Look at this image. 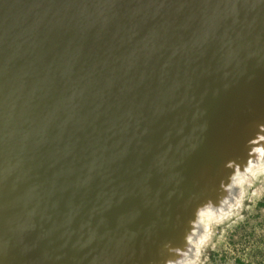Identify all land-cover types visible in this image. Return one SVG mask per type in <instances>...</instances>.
I'll return each instance as SVG.
<instances>
[{"label":"water","instance_id":"obj_1","mask_svg":"<svg viewBox=\"0 0 264 264\" xmlns=\"http://www.w3.org/2000/svg\"><path fill=\"white\" fill-rule=\"evenodd\" d=\"M263 97L264 0H0V175L34 161L39 190L9 264H112L150 240L199 151L253 130Z\"/></svg>","mask_w":264,"mask_h":264},{"label":"bare ground","instance_id":"obj_2","mask_svg":"<svg viewBox=\"0 0 264 264\" xmlns=\"http://www.w3.org/2000/svg\"><path fill=\"white\" fill-rule=\"evenodd\" d=\"M257 117L258 122L264 123V97L256 103L252 109ZM250 114V113H249ZM237 123L233 124L228 130L226 135H223L221 139L215 143L210 144L211 148L202 149L198 155L193 159L189 168L198 165V168L188 179L189 191L186 188L183 193V184L179 180L175 188L172 191V195L169 200L158 208L157 211L150 218V225L155 231L149 240L151 231L143 229V233L139 240L136 239L134 243L130 245V241L126 242L118 255L126 253L127 248L130 245L131 252L125 254L122 258L114 260L112 264H149L146 260L150 258H161L158 248H152L151 243L156 244L162 241L160 244L172 241L174 236L181 231L178 226L183 221H187L192 213L196 203L206 197H212L215 199L214 189L217 187L218 181L226 174L223 175L224 163L229 159L236 157L245 158V151H241L238 148L241 143L247 140L253 130L245 131L236 129L232 134ZM236 148V149H235ZM6 151V148H0V154ZM1 161V160H0ZM2 162V161H1ZM32 164H30V163ZM27 161V164L32 167L34 161ZM29 166L22 163L19 170L15 173L7 175L6 172H1L0 175V244L2 242H13L20 236L23 230V225L26 223V216L22 212L35 209L30 202H38L37 192L35 184L33 183V173ZM5 167V166H4ZM10 167V166H8ZM30 175V176H29ZM186 177L185 180L188 178ZM31 187L33 193H31ZM190 192L192 195H190ZM190 195V196H189ZM192 196V202L188 210L185 209L187 200ZM198 196V197H197ZM197 197V198H196ZM196 198V199H195ZM195 200V201H194ZM30 203V205H29ZM189 204V203H188ZM178 223V224H177ZM27 224V223H26ZM145 227V226H144ZM164 231V233H163ZM184 232V230H183ZM158 253V255H157ZM8 250L4 249L3 245H0V264L11 263L8 256ZM87 255V254H86ZM80 256H84L80 253ZM142 261H145L144 263ZM156 264V263H154Z\"/></svg>","mask_w":264,"mask_h":264},{"label":"clouds","instance_id":"obj_3","mask_svg":"<svg viewBox=\"0 0 264 264\" xmlns=\"http://www.w3.org/2000/svg\"><path fill=\"white\" fill-rule=\"evenodd\" d=\"M223 167L227 171L215 189V199L206 197L196 203L181 243H164L156 264H204L205 252L215 247L217 229L242 221L245 202L264 195V186L256 187L264 177V123H257L245 141V158L229 159Z\"/></svg>","mask_w":264,"mask_h":264},{"label":"rangeland","instance_id":"obj_4","mask_svg":"<svg viewBox=\"0 0 264 264\" xmlns=\"http://www.w3.org/2000/svg\"><path fill=\"white\" fill-rule=\"evenodd\" d=\"M264 186V177L256 187ZM244 219L217 229L215 247L204 254V264H264V195L250 197Z\"/></svg>","mask_w":264,"mask_h":264}]
</instances>
